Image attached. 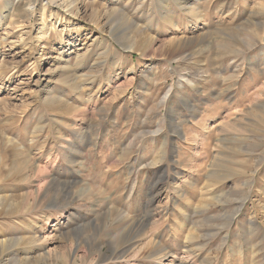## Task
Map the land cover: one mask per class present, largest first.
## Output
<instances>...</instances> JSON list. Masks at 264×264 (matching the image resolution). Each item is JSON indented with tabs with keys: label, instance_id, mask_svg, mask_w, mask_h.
Wrapping results in <instances>:
<instances>
[{
	"label": "rangeland",
	"instance_id": "374dc122",
	"mask_svg": "<svg viewBox=\"0 0 264 264\" xmlns=\"http://www.w3.org/2000/svg\"><path fill=\"white\" fill-rule=\"evenodd\" d=\"M46 3L0 0V264H264V0Z\"/></svg>",
	"mask_w": 264,
	"mask_h": 264
},
{
	"label": "bare ground",
	"instance_id": "6f19581e",
	"mask_svg": "<svg viewBox=\"0 0 264 264\" xmlns=\"http://www.w3.org/2000/svg\"><path fill=\"white\" fill-rule=\"evenodd\" d=\"M78 2H79V0H61V2H60V0H47V3L44 5V6H42V13H43V15H45V14H48V17L49 18H52V17H54L56 20H59L60 19V14H58V13H53V8H52V5L53 4H57L58 5V7H64L66 10H71V8H77V4H78ZM34 6V5H33ZM48 8V9H47ZM35 11H36V8L35 7H32L31 6V11H30V15H33V14H35ZM55 20V21H56ZM62 20V19H61ZM58 21H56V23H57ZM53 25H55L54 23H53ZM47 27H48V24L46 23V22H44V24L42 25V29H41V34H45L46 33V30H47ZM56 27V26H55ZM48 31V30H47ZM49 102V101H48ZM49 185V184H48ZM39 195V194H38ZM34 241H36V238L34 239ZM4 243H5V241H0V247L2 246V245H4ZM3 248H5L4 246H3ZM2 252H4V250L2 249V251H1V253H0V255L2 254ZM54 253L52 252V250L51 251H48V252H45V253H43L42 255H39V256H36V258H35V260H37V261H40V260H38L39 258H42V259H48L51 255H53ZM3 255V254H2ZM51 258V257H50ZM29 261V258H25V259H22L21 261ZM45 261V260H44ZM43 261V262H44Z\"/></svg>",
	"mask_w": 264,
	"mask_h": 264
}]
</instances>
